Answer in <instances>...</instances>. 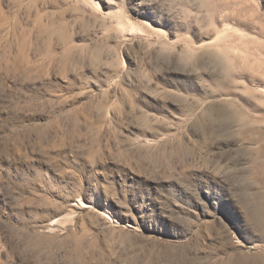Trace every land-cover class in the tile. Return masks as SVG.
Returning a JSON list of instances; mask_svg holds the SVG:
<instances>
[{
  "label": "rangeland",
  "instance_id": "rangeland-1",
  "mask_svg": "<svg viewBox=\"0 0 264 264\" xmlns=\"http://www.w3.org/2000/svg\"><path fill=\"white\" fill-rule=\"evenodd\" d=\"M0 264H264V0H0Z\"/></svg>",
  "mask_w": 264,
  "mask_h": 264
},
{
  "label": "bare ground",
  "instance_id": "bare-ground-1",
  "mask_svg": "<svg viewBox=\"0 0 264 264\" xmlns=\"http://www.w3.org/2000/svg\"><path fill=\"white\" fill-rule=\"evenodd\" d=\"M127 26V25H126ZM130 26V25H129ZM82 205H84V203H82ZM84 206H86V205H84Z\"/></svg>",
  "mask_w": 264,
  "mask_h": 264
}]
</instances>
